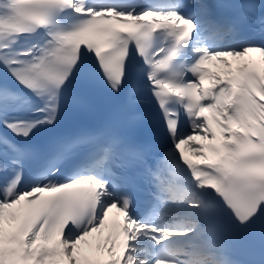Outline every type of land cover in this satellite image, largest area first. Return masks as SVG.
I'll use <instances>...</instances> for the list:
<instances>
[{
	"label": "snow or ice",
	"instance_id": "1",
	"mask_svg": "<svg viewBox=\"0 0 264 264\" xmlns=\"http://www.w3.org/2000/svg\"><path fill=\"white\" fill-rule=\"evenodd\" d=\"M0 264H264V0H0Z\"/></svg>",
	"mask_w": 264,
	"mask_h": 264
},
{
	"label": "bare ground",
	"instance_id": "2",
	"mask_svg": "<svg viewBox=\"0 0 264 264\" xmlns=\"http://www.w3.org/2000/svg\"><path fill=\"white\" fill-rule=\"evenodd\" d=\"M253 56H255V54H253ZM210 62H212L214 64L215 73H223V71H225V69H223L222 65H220L218 61L213 60ZM229 62L232 65L237 64L236 61L230 60ZM194 143L202 144L203 141L196 140V141H194ZM184 147L188 152H191L190 150H188L187 146H184ZM8 224H9V221H8L7 216H6L5 226L7 227ZM105 242H106V239L104 236V232L102 234L101 233H94L91 237L86 239V242H85L84 246L82 245L81 250L85 256H88L89 258H96V257L100 256V253L96 252L97 245L102 246Z\"/></svg>",
	"mask_w": 264,
	"mask_h": 264
},
{
	"label": "rangeland",
	"instance_id": "3",
	"mask_svg": "<svg viewBox=\"0 0 264 264\" xmlns=\"http://www.w3.org/2000/svg\"><path fill=\"white\" fill-rule=\"evenodd\" d=\"M85 242H82L81 245H80V248H82V245L84 246Z\"/></svg>",
	"mask_w": 264,
	"mask_h": 264
}]
</instances>
